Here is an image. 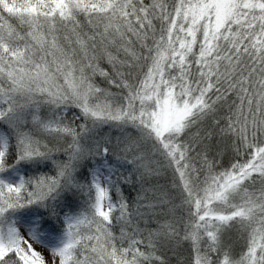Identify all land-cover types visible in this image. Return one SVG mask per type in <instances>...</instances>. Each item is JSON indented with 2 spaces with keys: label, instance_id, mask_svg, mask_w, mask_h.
I'll list each match as a JSON object with an SVG mask.
<instances>
[{
  "label": "snow or ice",
  "instance_id": "1",
  "mask_svg": "<svg viewBox=\"0 0 264 264\" xmlns=\"http://www.w3.org/2000/svg\"><path fill=\"white\" fill-rule=\"evenodd\" d=\"M0 264H264V0H0Z\"/></svg>",
  "mask_w": 264,
  "mask_h": 264
},
{
  "label": "rangeland",
  "instance_id": "2",
  "mask_svg": "<svg viewBox=\"0 0 264 264\" xmlns=\"http://www.w3.org/2000/svg\"><path fill=\"white\" fill-rule=\"evenodd\" d=\"M38 250L43 251L45 257L48 258L49 260L51 259V257L49 256V253L47 251H44L43 249H38Z\"/></svg>",
  "mask_w": 264,
  "mask_h": 264
}]
</instances>
